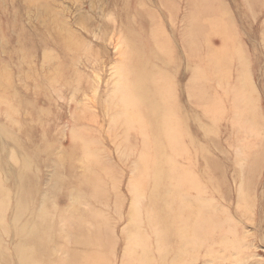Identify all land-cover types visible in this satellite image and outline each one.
<instances>
[{"label": "rangeland", "instance_id": "rangeland-1", "mask_svg": "<svg viewBox=\"0 0 264 264\" xmlns=\"http://www.w3.org/2000/svg\"><path fill=\"white\" fill-rule=\"evenodd\" d=\"M59 31L80 45H60ZM130 36L152 77L130 74ZM0 64V245L10 262L34 219L58 241L47 264L73 253L84 264H159L152 217L164 146L203 188L221 186L215 202L231 203L215 215L247 241L246 262L264 264V0H0ZM139 93L153 96L155 115ZM87 234L98 237L92 247L77 240Z\"/></svg>", "mask_w": 264, "mask_h": 264}, {"label": "bare ground", "instance_id": "bare-ground-1", "mask_svg": "<svg viewBox=\"0 0 264 264\" xmlns=\"http://www.w3.org/2000/svg\"><path fill=\"white\" fill-rule=\"evenodd\" d=\"M61 33H62V31L61 32L59 31V33H55V37L57 39H59L60 45H66V44H70V45L74 44L76 46L80 45V44H78L80 41L79 38L78 37L75 38L73 36L74 34H72L71 32H69V34L65 33L64 36ZM21 39H23V38H21ZM76 39H78L79 41H76ZM20 42H22V40ZM129 43L132 47L129 53L133 56L132 57L133 61L131 62V66H130V74L133 77H148V76L152 77L154 75V72L152 70H149L148 64H147L149 62H147L144 58H142L141 55H139L137 53L138 50L136 49V45L134 43V39L132 36H130ZM22 45L24 46L26 44L23 42ZM166 50L169 51V48L165 49L164 51H166ZM168 51H166L167 52L166 54L169 55V53H171V50L169 51V53H168ZM174 52L175 51L172 52L173 56H174ZM51 53H53V52L51 51ZM46 55H47V53H46ZM170 56H168V57H170ZM173 56H172V58H173ZM181 56H183V54ZM242 56H241V58H242ZM52 57L54 58L53 55L50 58L52 59ZM45 58H46V59H44L45 62H46V60L49 61L48 56H46ZM172 58H171V61L173 62L174 59H172ZM51 59H50V61H51ZM240 59H238V62L240 61ZM48 61H47V63H48ZM179 61H180V59H179ZM243 61H245V60H243ZM196 68H197V70H199V68H200L199 65H198V67L196 65L193 69L195 70ZM204 70L205 69L202 68L200 71L201 73L203 72L202 73L203 76L206 73ZM209 70L211 71V69H209ZM218 70L216 72H218ZM4 72H2V73H4ZM62 72H64V71H62ZM194 72L196 73V70ZM200 72H198L196 77L200 74ZM126 73H128V71ZM163 73L164 74H162V75H165V76L167 75V77L170 74V73H165V72H163ZM195 73H192L191 77H194L193 74L195 75ZM244 73L246 74V72H244ZM211 74L212 73L209 72V75H211ZM62 75H65V74H62ZM1 76H3V75L1 74ZM170 76H172V75H170ZM206 76L207 75H205L204 77H206ZM198 77H200V76H198ZM149 81H151V80H149ZM121 88L122 87L117 86L116 90L117 91L119 90L118 92H122ZM140 95H142V94H140ZM119 96H121V95H119ZM119 96H118V98H119ZM152 97L153 96H149V95H147V96L142 95V97L140 96L141 100L145 101V106L147 105V109H145V111H147L148 114L155 115L159 111V105H158V103H155V101ZM121 98H122V96H121ZM122 101L123 100H121V102ZM161 107H162V104H161ZM140 110L142 111V109H140ZM117 112L119 113V111H117ZM117 112H116L115 116H117ZM120 112H122V111H120ZM119 114H121V113H119ZM113 122L115 123V120H113ZM153 122L158 123L159 119H155ZM151 126L154 130H158V131H156V133H158L157 138L159 139V140L157 139V142H158V145L159 144L162 145L163 144L162 131L159 130V128L153 124H151ZM163 136H164V134H163ZM75 152H76V150L74 151V154H75ZM159 154L162 157V160L160 158L161 161L158 163L159 164V167H157L158 168L157 169L158 175L156 178V181L158 182V189H157V196H158L157 209L158 210H157V214L155 215V217H152V218L156 224L155 227H156V233H157V237H158V246H159L160 251L157 252L158 253V256H157L158 259L156 257L154 258L153 255L151 258H154L155 260L157 259V263H159V264H192L193 261H195L201 257H204V259L211 260V261H217V260L225 261V260H227L228 264H248L246 262V259H244V257H245L244 255L247 253V249L242 248L245 245L244 243H247V241H244L242 243L240 242V244H239L237 239H233L234 236H232L231 237L232 239H231L230 238L231 225H230V228L227 230L228 225H226L224 223V219H221L219 217V215H215V214H217V211L220 210V208L222 210H223V208L225 209V207H223V206H226L225 205V204H227L226 202L229 203V200H227L226 202H223L221 200H218V201L216 200L217 202H215V199H216L215 196L220 197V195H218V194H223L224 190L221 188V186H218V188H219V189L217 188L218 190H216L215 188H214L215 190L203 188V186H202L203 183H201L202 180L199 179L200 176H199V178H197L198 173L193 175L194 173L192 171H190L191 172V175H190L189 174L190 172L187 171L185 174V173H183V172H185V171H183L185 168L179 169L180 165H177V163L175 161L170 160L171 162L176 163V165L175 164L172 165V163H170V161L167 160V157H168L167 147L163 146L160 149ZM72 160H74V159H68V161H71V162H72ZM168 161H169V165H168ZM209 167L210 166L205 167L206 172L208 171L207 169ZM240 167H241V165H240ZM205 169L203 170L204 173H205ZM236 170H238V168ZM239 172H241V171H239ZM205 175H207V173H205ZM238 175L241 176V174H238ZM239 176H238V180H240ZM205 177H207V176H204V178ZM212 177H214V176H212ZM210 178L208 180L209 182H210ZM217 179H218V177H217ZM234 179H235V176H234ZM213 181H212V183H213ZM215 183H216V181H215ZM207 184H209V183L207 182ZM204 187H205V185H204ZM213 187H215L214 184H213ZM220 188L222 189L221 193L219 192ZM257 188L258 187L256 184V190H257ZM250 189H251V183H247L244 186V188L241 190L244 194H243V197H241V199L243 198L242 199L243 203L240 206V209L242 208L243 209L242 211H245L246 213L250 212V210H249L250 208L253 210L257 209V207L255 208L254 206L253 207L251 206V203H250L251 200L250 199H252L251 198L252 196L250 194ZM253 190L255 191V189H253ZM142 191H143V189H142ZM262 191H263V189H262ZM257 194H256V196H257ZM20 195L21 196H20V199L18 200V209H17L18 210L17 211V217L18 218L24 214L26 209H28V202H27L26 197L29 196L30 193L27 192L26 195H24V193H20ZM224 196H225V192H224ZM6 197H7V194H6ZM219 197L217 199H219ZM253 200H254V198H253ZM238 201H239V199H238ZM262 201H263V199H262ZM219 204H220V206H219ZM258 205H259V198H258ZM227 206H228V204H227ZM226 208H228V207H226ZM232 209L233 208H231V210ZM225 210H227V209H225ZM228 210H230V209L228 208ZM224 212H221V214L222 213L224 214ZM227 212H229V211H227ZM241 213L242 212H240V216L242 217ZM246 213H245V216H246ZM251 213H253L252 210H251ZM2 214L0 213V224L3 222V219L6 217V215L4 217V216H2ZM221 214H220V216H221ZM249 217L251 218L250 215H249ZM233 219L236 222V219L235 218H233ZM32 220L33 221L27 222L22 226L23 231L26 232L27 238L23 237V239H21L19 245L17 246L16 253L18 255V258L16 260L14 259L12 261L14 264H47V262H44V255H46V253L50 254V248L52 246L55 247V243L58 244V241H55L56 239L52 238L53 235L51 233H49V231L46 232L47 234L40 233V229L43 230V227H45L43 222L36 221L34 219H32ZM227 220H228V218L225 219V221H227ZM253 220H254V218H253ZM258 221H260V220H258ZM260 223H261V221H260ZM234 224H233V226H234ZM257 224H259V223H257ZM236 225H238V223ZM245 225H246V223H245ZM243 227H245V226H243ZM0 228H1V226H0ZM236 228H237V226H236ZM236 228H233V229H235V231H237L238 228H237V230H236ZM233 229H232V231H233ZM240 231H241V229H240ZM233 232H232V234H233ZM243 232L246 233L245 231H243ZM240 235L242 236V233H240ZM240 235H238L237 237H239ZM263 235H264V233H263ZM77 237H79V238H77L78 241H81V239H84V243L87 245V247H92L95 244V240L98 238L97 235H95V234L77 235ZM242 237H241L240 241H242L244 239V237H243V239H242ZM245 239H246V237H245ZM144 243H146V242H144ZM147 243H148V240H147ZM61 245L60 246L62 248L64 246V243H61ZM247 245H248V243H247ZM247 245H246V247H247ZM149 249H150V247H149ZM153 250L154 249H152V251ZM153 254H155V253H153ZM144 255H145V253H144ZM226 258H228V259H226ZM5 262H10L9 257H6L3 247L0 245V264H6ZM12 262H10V263H12ZM61 263L62 264H84L81 261L80 255L78 253L77 254L73 253L72 255H69V257L64 258ZM93 264H95V262ZM145 264H152V260L149 258H146ZM153 264H155V263H153Z\"/></svg>", "mask_w": 264, "mask_h": 264}]
</instances>
